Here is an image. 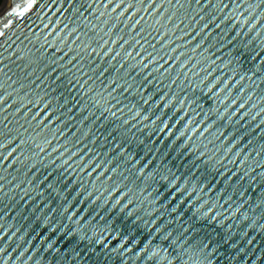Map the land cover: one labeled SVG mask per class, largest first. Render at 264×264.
Listing matches in <instances>:
<instances>
[{
  "label": "water",
  "instance_id": "95a60500",
  "mask_svg": "<svg viewBox=\"0 0 264 264\" xmlns=\"http://www.w3.org/2000/svg\"><path fill=\"white\" fill-rule=\"evenodd\" d=\"M28 2L0 14V264H264V0Z\"/></svg>",
  "mask_w": 264,
  "mask_h": 264
},
{
  "label": "snow or ice",
  "instance_id": "6c2138e0",
  "mask_svg": "<svg viewBox=\"0 0 264 264\" xmlns=\"http://www.w3.org/2000/svg\"><path fill=\"white\" fill-rule=\"evenodd\" d=\"M32 7V0H29L28 4H27V8H31ZM17 15H23V12H16ZM2 34V33H0Z\"/></svg>",
  "mask_w": 264,
  "mask_h": 264
},
{
  "label": "bare ground",
  "instance_id": "6f19581e",
  "mask_svg": "<svg viewBox=\"0 0 264 264\" xmlns=\"http://www.w3.org/2000/svg\"><path fill=\"white\" fill-rule=\"evenodd\" d=\"M7 2H6V5H5V7L2 9V10H0V14L8 7V5H9V3L12 1V0H6Z\"/></svg>",
  "mask_w": 264,
  "mask_h": 264
},
{
  "label": "rangeland",
  "instance_id": "374dc122",
  "mask_svg": "<svg viewBox=\"0 0 264 264\" xmlns=\"http://www.w3.org/2000/svg\"><path fill=\"white\" fill-rule=\"evenodd\" d=\"M6 0L4 1V3H3V5L0 7V10H2L4 7H5V5H6Z\"/></svg>",
  "mask_w": 264,
  "mask_h": 264
},
{
  "label": "trees",
  "instance_id": "16d2710c",
  "mask_svg": "<svg viewBox=\"0 0 264 264\" xmlns=\"http://www.w3.org/2000/svg\"><path fill=\"white\" fill-rule=\"evenodd\" d=\"M5 0H0V7L3 5Z\"/></svg>",
  "mask_w": 264,
  "mask_h": 264
}]
</instances>
